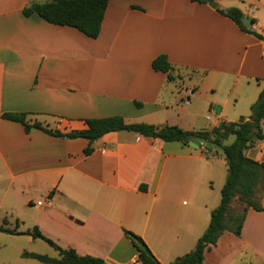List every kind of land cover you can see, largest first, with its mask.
Here are the masks:
<instances>
[{
	"label": "crops",
	"instance_id": "0c3cea01",
	"mask_svg": "<svg viewBox=\"0 0 264 264\" xmlns=\"http://www.w3.org/2000/svg\"><path fill=\"white\" fill-rule=\"evenodd\" d=\"M33 1L46 0H0V225L18 231L0 230V264H46L25 251L59 255L27 233L35 226L107 264L138 260L130 230L169 264L195 248L221 201L220 148L119 130L86 154L85 138L26 131L3 113L26 112L63 132L111 115L194 131L247 120L264 87V39L217 8H240L264 34V0H108L95 38L24 15ZM161 54L168 73L152 67ZM245 153L264 161V140ZM259 199L264 206V191ZM204 261L264 264V210L247 207L241 234L225 231Z\"/></svg>",
	"mask_w": 264,
	"mask_h": 264
},
{
	"label": "trees",
	"instance_id": "16d2710c",
	"mask_svg": "<svg viewBox=\"0 0 264 264\" xmlns=\"http://www.w3.org/2000/svg\"><path fill=\"white\" fill-rule=\"evenodd\" d=\"M205 1V0H200ZM108 0H46L33 1L23 8L26 16L38 14L43 19L62 25H70L90 37H97L100 33L102 20ZM218 11L235 21L245 32L254 34L264 39V34L258 33L253 27L243 22L246 15L238 7L217 8ZM250 20L255 23L254 18ZM155 70L169 72L172 65L164 54L158 55L152 61ZM169 77H171L169 75ZM251 114L247 120L242 122L222 121L210 130H185L178 125L165 124L155 125L147 122H127L121 115L106 117L86 118V127L79 130L63 132L59 129L49 128L38 119L28 118L26 112H5L3 117L9 120L20 122L26 131L40 129L50 135L63 136L68 138L82 137L89 141L84 149L86 154L93 151L92 143L111 131L129 130L135 131L144 136L160 138L165 141H189L197 138L211 143L212 146L220 148L226 159L228 175L221 189V201L211 212V219L208 228L198 239L193 250L178 256L169 264H208L204 261L206 249L217 243L219 237L230 231L240 235L247 207L256 210H264L259 195L264 191V161L255 160L246 155L247 147L253 145L257 139L264 140V87L258 98L251 104ZM234 135L230 143L225 141ZM209 154V153H208ZM144 188V186H141ZM245 203L242 211L232 213L231 203L234 200ZM1 231L18 233L16 229L0 225ZM125 235L131 240L138 250V260L142 264H162L150 250L146 242L138 234L125 230ZM34 238H41L59 253L57 257L37 252H23L24 256L36 258L46 264H107L106 261L94 255L79 254L72 247H62L53 239L45 236L37 226L27 230Z\"/></svg>",
	"mask_w": 264,
	"mask_h": 264
},
{
	"label": "water",
	"instance_id": "95a60500",
	"mask_svg": "<svg viewBox=\"0 0 264 264\" xmlns=\"http://www.w3.org/2000/svg\"><path fill=\"white\" fill-rule=\"evenodd\" d=\"M206 2H208V4H210L212 7H217L218 3L215 0H205ZM243 22L248 25V26H252L253 22L248 18V17H243ZM216 108L218 109V106H216ZM244 120L243 117L240 118L239 122H242ZM189 144L193 147L198 148L200 145H203L205 147L206 150L211 151L212 150V144L211 143H207L204 140L201 139H193L191 141H189Z\"/></svg>",
	"mask_w": 264,
	"mask_h": 264
},
{
	"label": "rangeland",
	"instance_id": "374dc122",
	"mask_svg": "<svg viewBox=\"0 0 264 264\" xmlns=\"http://www.w3.org/2000/svg\"><path fill=\"white\" fill-rule=\"evenodd\" d=\"M244 206H245V203L244 202H241V201H239V200H235L234 201V204H233V208H232V213H238V212H240V211H242L243 210V208H244Z\"/></svg>",
	"mask_w": 264,
	"mask_h": 264
},
{
	"label": "built area",
	"instance_id": "2783aa9c",
	"mask_svg": "<svg viewBox=\"0 0 264 264\" xmlns=\"http://www.w3.org/2000/svg\"><path fill=\"white\" fill-rule=\"evenodd\" d=\"M263 56H264V50H263ZM189 93H191V91H189ZM50 204L51 203V199L48 197L44 202L43 201H39V204ZM132 264H142L139 260L134 261Z\"/></svg>",
	"mask_w": 264,
	"mask_h": 264
}]
</instances>
